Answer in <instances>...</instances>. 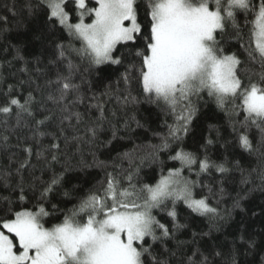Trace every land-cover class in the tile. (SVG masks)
Segmentation results:
<instances>
[{
	"label": "trees",
	"instance_id": "trees-1",
	"mask_svg": "<svg viewBox=\"0 0 264 264\" xmlns=\"http://www.w3.org/2000/svg\"><path fill=\"white\" fill-rule=\"evenodd\" d=\"M67 3L71 11L72 0ZM138 3V19L146 35V0ZM253 3L258 6L260 0ZM43 4V0H0V107L12 98L23 103L29 93L33 97L32 116L17 106H11V113L0 112V219L24 208L35 211L42 203L52 214L44 218L45 226H51L89 190L106 186L108 173L120 178L122 188L129 187L127 177L131 174V184L139 190L145 184L155 185L170 170L181 169L183 178L195 182V196L207 197L216 213L193 212L182 200L175 202V219L168 215L173 208L170 200L153 209L155 218L172 234L163 240L145 238V246L150 245L152 253L145 255V264H154L153 256L162 264H189V258L196 264H264V124H245L246 113L238 100L220 106L202 90L191 98L197 111L189 131L181 133L180 140L170 139L169 147H159L181 110L178 107L173 112L163 101L150 102L143 91L141 62L135 55L144 47L143 40L117 45L115 55L122 57L121 64L90 66L71 49L61 58L55 44L67 45L71 40L72 46H77L62 26L53 28L46 23ZM95 5L94 0H88L89 7ZM76 15L72 12V22ZM251 19L250 11L237 14L243 40L237 39L231 25L217 34L225 54L236 53L241 60L237 74L244 84L258 81L264 71L259 62L249 60L243 47L248 40L245 24ZM17 48L23 59L17 56ZM69 62L76 66L73 83L80 85L82 97L71 112L80 113L82 118L62 124L67 113L62 104L48 101L55 89L47 81H55L58 73L66 75ZM124 75L129 77L127 81ZM97 104L102 105L103 115ZM94 125L98 131L93 138L88 129ZM241 132L248 136L250 148L240 145ZM52 144L59 145L58 149H52ZM29 146L30 156L25 151ZM180 150L192 153L198 161L207 158L223 164L226 171L216 167L201 171L198 163L182 167L180 161L171 158ZM53 155L56 160H52ZM26 158L28 163L20 168ZM54 173L62 174L63 179L40 201ZM21 186L23 200L19 199ZM237 201L239 207L235 206ZM173 224L183 227L173 229ZM249 240L254 241L251 247Z\"/></svg>",
	"mask_w": 264,
	"mask_h": 264
},
{
	"label": "snow or ice",
	"instance_id": "snow-or-ice-1",
	"mask_svg": "<svg viewBox=\"0 0 264 264\" xmlns=\"http://www.w3.org/2000/svg\"><path fill=\"white\" fill-rule=\"evenodd\" d=\"M94 2L96 6L89 7L88 0H72L74 7L69 11L67 0H44L46 23L53 28L59 24L72 40L80 43L79 48H74L70 40L67 45L63 42L55 44V48L61 58L71 49L90 66L121 64L122 57L115 55L117 45L126 46L128 42L142 39L144 47L136 50L135 55L141 62L139 79L143 91L148 94L150 102L163 101L171 111L176 112L178 107L181 110L177 123L169 126L168 134L159 147H169L170 139L180 140L181 133L189 131L197 111L191 98L202 90L214 97L220 106L238 100V106L246 113L245 124H264V71L258 81L242 83L237 74L241 60L236 53L225 54L217 40V34L224 33L229 25L235 30L237 39L243 40L236 17L240 10L250 11L253 19L246 21L248 40L243 47L249 60L259 62L264 69V0H260L258 6L253 0H146V35L138 19V0ZM72 12L77 13L76 22H72ZM85 16L91 18L90 23L85 22ZM16 51L17 56L23 59L20 49ZM75 68L69 62L66 75L58 73L55 81H47L55 89V94L48 95V101L62 104L63 112L67 113L62 117V124L64 120L75 118L80 121L82 118L80 113L71 112L74 103L82 99L80 85L73 83ZM123 79L127 81L129 77L124 75ZM72 97L75 99H70ZM124 99L128 101L127 97ZM32 102L31 93L23 103L12 98L0 107V112L11 113V106H17L32 116ZM96 107L103 115L102 105L97 104ZM36 123L43 124L44 121ZM97 131L98 125L88 129L93 138ZM238 140L242 147H251L248 136L243 132ZM50 147L58 149L59 145ZM25 151L30 156L31 146ZM171 158L180 161L182 167L190 168L198 163L201 171L211 167L226 171L223 164H214L207 158L198 161L192 153L183 150ZM56 159L53 155L52 160ZM27 163L26 158L20 168ZM62 179V174L54 173L41 192L40 201L53 192ZM127 179L129 187L122 188L120 178L108 173L106 186L89 190L78 204L63 214L62 220L51 226H45L44 218L52 214L42 203L37 204L35 211L24 208L0 219V264H145V255H152L151 246H145V238L163 240L172 234L166 224L155 218L153 209L170 200L173 208L168 215L175 219V202L182 200L193 212L216 213L207 197L195 196V182L183 178L181 169L170 170L155 185L145 184L139 190L131 184V174ZM20 192L19 199L23 200L22 186ZM235 206L239 207V201ZM52 207L56 208L55 205ZM7 211L11 213V208ZM180 227L183 225L173 224V229ZM248 243L250 247L254 245V241L249 240ZM153 261L154 264H162L154 256ZM189 264H196V261L189 258ZM200 264H206V261Z\"/></svg>",
	"mask_w": 264,
	"mask_h": 264
},
{
	"label": "rangeland",
	"instance_id": "rangeland-1",
	"mask_svg": "<svg viewBox=\"0 0 264 264\" xmlns=\"http://www.w3.org/2000/svg\"><path fill=\"white\" fill-rule=\"evenodd\" d=\"M43 1H44V0H43ZM95 6H96V5H95ZM95 6H94V7H95ZM74 22H76V21H74ZM85 22H86V23H90V22H91V18H90L89 20H86V19H85ZM73 41H74V43L76 44L77 48H79V47H80V43H79V41H76V40H73ZM168 174H169V173H168ZM168 174H167V175H168ZM167 175H166V176H167Z\"/></svg>",
	"mask_w": 264,
	"mask_h": 264
}]
</instances>
